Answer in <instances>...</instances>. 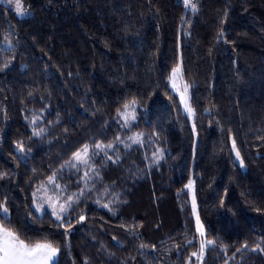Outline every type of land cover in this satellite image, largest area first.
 <instances>
[{
  "label": "trees",
  "instance_id": "1",
  "mask_svg": "<svg viewBox=\"0 0 264 264\" xmlns=\"http://www.w3.org/2000/svg\"><path fill=\"white\" fill-rule=\"evenodd\" d=\"M24 5L0 3V223L55 264H264V0ZM52 176L61 220L32 207Z\"/></svg>",
  "mask_w": 264,
  "mask_h": 264
},
{
  "label": "snow or ice",
  "instance_id": "2",
  "mask_svg": "<svg viewBox=\"0 0 264 264\" xmlns=\"http://www.w3.org/2000/svg\"><path fill=\"white\" fill-rule=\"evenodd\" d=\"M187 3V0H186ZM193 9L195 5H192ZM15 11L19 15L24 14L23 6L20 0H15ZM179 72V69H175L173 75ZM175 87V85H173ZM134 103V102H133ZM129 105H125L127 109ZM187 108V105H186ZM188 111L191 112V109L188 108ZM125 118L127 119V114H125ZM139 134H137L138 136ZM129 139H135L130 137ZM96 147L100 148L101 145H97ZM111 147V145H108ZM239 156V153H237ZM74 159L77 162H82L87 164L88 162V146L85 145L84 148L77 153H74ZM71 163V162H69ZM75 167V164H72ZM87 176V173H85ZM55 177H49V183H54ZM74 202V198L69 196L63 204L59 205V211H57V207L55 204L53 207V215L56 216L58 220L62 219L61 213L67 211L68 208L72 206ZM107 205H105L106 207ZM8 209L6 207L3 208V213H7ZM81 219L83 217L81 216ZM203 235V233L201 232ZM204 243H201V252L204 249ZM207 244H213L214 242L211 240L206 241ZM245 247H247L245 245ZM58 248L53 246L52 243L44 241V242H26L24 239H21L20 236L12 229L6 226L4 223H0V264H55V259L57 256ZM196 255V253H193Z\"/></svg>",
  "mask_w": 264,
  "mask_h": 264
},
{
  "label": "rangeland",
  "instance_id": "3",
  "mask_svg": "<svg viewBox=\"0 0 264 264\" xmlns=\"http://www.w3.org/2000/svg\"><path fill=\"white\" fill-rule=\"evenodd\" d=\"M179 1H183L186 3V0H179ZM20 2H21L23 9H24L23 15H19L16 13V11H15V0H0V3L6 5L10 9H12L13 12L17 15V17H19L21 19L30 18L32 16V11L30 10L29 7L24 5V0H20ZM170 85H171L172 89L174 90V92H176L178 95L181 96L177 73L175 76L172 75V78L170 80ZM173 85H175V87ZM125 114H127V119L125 118ZM134 118H135V109L133 108L132 105H130L128 107V109L125 111V113L122 115V121L124 124L127 125L130 122H132L134 120ZM130 141L132 144H138L140 142L137 138L131 139ZM109 149L111 150L112 147H109ZM233 150H234V156H235L236 163L241 168V170L243 172H245L246 166L243 163L242 158L240 157V155L237 156L238 151L235 149V147L233 148ZM88 154H89V149H88ZM157 155H158L157 156L158 159H160L161 154L159 153ZM79 163H82V162H79ZM66 199H67V197L65 196L61 187L56 183V181H54V183H49V180H48L45 184H43L42 186H40L36 190L32 207H33L34 211L39 215H43V214L49 212L54 218H56V216L53 215L52 205L55 204L57 207V211H59V205L63 204ZM3 208L1 210L2 214L5 217H8L9 216L8 211L6 214L3 213ZM69 210H70V208H68L67 211L61 213L62 218L68 213Z\"/></svg>",
  "mask_w": 264,
  "mask_h": 264
},
{
  "label": "crops",
  "instance_id": "4",
  "mask_svg": "<svg viewBox=\"0 0 264 264\" xmlns=\"http://www.w3.org/2000/svg\"><path fill=\"white\" fill-rule=\"evenodd\" d=\"M57 257H58V254H57V256H56L55 262H56V260H57Z\"/></svg>",
  "mask_w": 264,
  "mask_h": 264
}]
</instances>
